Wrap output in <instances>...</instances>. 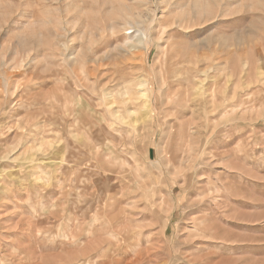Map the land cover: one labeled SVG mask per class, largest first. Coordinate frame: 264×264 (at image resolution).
Listing matches in <instances>:
<instances>
[{"label":"rangeland","instance_id":"374dc122","mask_svg":"<svg viewBox=\"0 0 264 264\" xmlns=\"http://www.w3.org/2000/svg\"><path fill=\"white\" fill-rule=\"evenodd\" d=\"M0 264H264V0H0Z\"/></svg>","mask_w":264,"mask_h":264},{"label":"bare ground","instance_id":"6f19581e","mask_svg":"<svg viewBox=\"0 0 264 264\" xmlns=\"http://www.w3.org/2000/svg\"><path fill=\"white\" fill-rule=\"evenodd\" d=\"M125 229H123V231H124ZM123 231H121V232H123Z\"/></svg>","mask_w":264,"mask_h":264}]
</instances>
